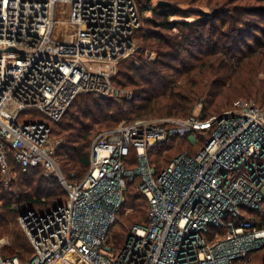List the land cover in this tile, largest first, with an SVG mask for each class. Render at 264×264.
Wrapping results in <instances>:
<instances>
[{"label":"built area","instance_id":"obj_1","mask_svg":"<svg viewBox=\"0 0 264 264\" xmlns=\"http://www.w3.org/2000/svg\"><path fill=\"white\" fill-rule=\"evenodd\" d=\"M58 3L67 21L56 20ZM141 17L137 0H0L4 184L16 165L42 167L68 194L47 212L20 215L33 255L24 262L0 254V264H264L256 260L264 248V109L252 101L209 117L198 103L187 117L123 121L94 139L83 177L67 178L59 167L53 124L79 94L118 91L113 77L137 50ZM23 113L27 122L18 120ZM171 139L201 148L156 172L149 152ZM136 176L148 223L129 227L115 247L109 232ZM7 243L0 239V248Z\"/></svg>","mask_w":264,"mask_h":264},{"label":"trees","instance_id":"obj_2","mask_svg":"<svg viewBox=\"0 0 264 264\" xmlns=\"http://www.w3.org/2000/svg\"><path fill=\"white\" fill-rule=\"evenodd\" d=\"M166 1L172 5L154 7L148 0L139 8L141 13L152 11L159 19L145 18L149 26L135 33L140 46L118 63L113 84L128 88L131 97L81 93L54 123L59 126L54 135L60 138L56 156L67 178L85 175L94 139L123 121L150 115L187 117L198 103L204 105L203 117H209L242 99L264 109V0ZM201 1L202 5L193 7ZM162 29L178 32L165 34ZM200 148L186 139L167 140L149 152L150 164L160 172L183 151L196 153ZM13 170L15 178L7 188L0 169V239L10 238L0 254L25 262L31 259L33 247L18 223L20 215L28 209L47 212L67 201L68 194L42 167L23 170L16 165ZM140 182L136 176L127 185L121 222L108 236L115 247L126 241L131 222L130 227L148 223L149 202L138 192ZM256 260L264 262V248Z\"/></svg>","mask_w":264,"mask_h":264},{"label":"rangeland","instance_id":"obj_3","mask_svg":"<svg viewBox=\"0 0 264 264\" xmlns=\"http://www.w3.org/2000/svg\"><path fill=\"white\" fill-rule=\"evenodd\" d=\"M148 2V0H140V3H139V8L142 6V5H144L145 3H147ZM158 2H159V0H151V4L155 7V6H157V4H158ZM203 4V2L201 1V2H199V3H197V4H195V6H193V7H198L199 5H202ZM191 5H189V4H184L183 5V7H190ZM141 15H142V17H141V21H140V27L142 26H144V27H147V26H149V24L148 23H146V21H145V18L146 17H148V18H151V19H159V17L157 16V15H155L152 11H146V12H143V13H141ZM55 17H56V20L59 22L60 20H63V21H67L68 19H69V15H68V13H67V11H66V5H64V4H61V3H58L57 4V6H56V13H55ZM172 19H175L174 17L172 18ZM63 27H62V29L63 30H65V26L63 25V24H61ZM70 29V28H69ZM163 33H165V34H174V33H176V32H178L177 30L176 31H171V30H166V29H162L161 30ZM135 44H136V47L135 48H137L138 49V47L140 46V41H139V39L138 38H135ZM133 53H135V51L133 52ZM146 55H148V56H150V57H155L156 56V53L155 52H147L146 53ZM117 68H118V65H117ZM117 89H118V91H116V93L115 94H113V96H116V97H123V96H126L127 97V95L128 94H131L129 91H128V88L127 89H124V88H119V87H117V86H115ZM130 96V95H129ZM128 98H130V97H128ZM240 98H246V97H238V98H235V99H240ZM234 99V100H235ZM243 100H245V99H243ZM227 107V106H226ZM225 107V108H226ZM225 108H223V109H225ZM222 110V109H221ZM221 110H220V112H221ZM24 114L25 113H23L20 117H19V121L20 122H27L29 119H28V117H26V116H24ZM139 118H141V117H138V119ZM142 118H158V117H156V116H148V117H142ZM65 121L67 120V119H64ZM127 120V119H126ZM58 129H59V126H58V124H54L53 125V132H52V137H53V139L55 140V141H60V138H58V137H56L55 135H54V132L55 131H58ZM45 172V171H44ZM46 174V173H45ZM18 221H19V219H18ZM19 223V222H18ZM133 222H131V224H132ZM131 224H129V227L131 226ZM1 239H6L7 241H8V243L10 242V238L9 237H2ZM7 243V244H8ZM6 245V244H5Z\"/></svg>","mask_w":264,"mask_h":264},{"label":"water","instance_id":"obj_4","mask_svg":"<svg viewBox=\"0 0 264 264\" xmlns=\"http://www.w3.org/2000/svg\"><path fill=\"white\" fill-rule=\"evenodd\" d=\"M158 4H159V5H165V6H170V5H172L171 2L166 1V0H159ZM11 50H13V49H9V51H11Z\"/></svg>","mask_w":264,"mask_h":264}]
</instances>
